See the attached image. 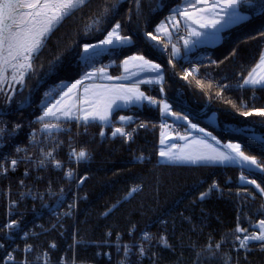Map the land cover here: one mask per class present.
<instances>
[{"label": "trees", "instance_id": "obj_1", "mask_svg": "<svg viewBox=\"0 0 264 264\" xmlns=\"http://www.w3.org/2000/svg\"><path fill=\"white\" fill-rule=\"evenodd\" d=\"M182 1L139 0L138 4L137 0H88L55 28L35 56L22 94L13 99L9 108L24 104L26 98L35 107L4 118L0 128L7 130V135L3 140L25 146L26 132L41 125L37 117L42 108H35L48 87L61 85V91L80 80L85 69L101 63L111 62L113 73L118 72L124 58L138 55L159 61L164 74L163 90L175 112L186 111L187 120L221 142L239 144L241 152L255 158L260 167L242 170L235 165L161 162V113L157 108L148 109L145 102L137 116L146 128L137 130L133 140L101 141L96 134L101 124L86 123L89 128L80 141L90 158L85 166H79V176L87 178L77 192L74 219L61 212L55 217L40 206V217L35 219L31 203H23L28 238L16 243L18 263L14 264H25L22 259L27 264H37L35 255L43 252L55 261L68 254L76 264H117L123 244L132 248L135 245L124 264H264V244L253 240L241 248L237 237L243 239L245 233L235 231L239 226L253 235L264 220V116L255 114L264 110V87L244 85L264 48V0L240 4L238 10L246 18L221 32L216 44L196 46L184 56L173 58L158 52L149 34L168 45L156 28ZM117 23L121 25L120 35L130 37L131 45L112 48L91 62L80 60L82 47L102 40ZM165 48L170 52L169 46ZM192 65L199 71L194 80L183 74V69ZM151 91L156 100H161L158 87ZM125 112L126 109L114 111L109 124H116L115 119ZM245 112L253 114L246 116L242 114ZM165 118L183 128L187 125ZM66 144H38L36 150H30L37 156L42 149L58 151L64 158ZM241 176L246 180L241 181ZM17 177H21V168L11 178L12 187ZM249 180L256 183L249 184ZM67 182L62 172L53 170L43 172L41 181L25 179L40 192L58 191ZM133 188L138 192H132ZM65 210L63 204L58 211ZM4 218L5 212L0 209V242ZM36 221L41 223V229H34ZM30 229L36 236H29L33 233ZM145 234L148 239H144ZM73 238L77 243L74 252L69 249ZM117 244L122 246L118 248ZM27 247L31 254H25ZM3 250L0 249V264Z\"/></svg>", "mask_w": 264, "mask_h": 264}, {"label": "rangeland", "instance_id": "obj_2", "mask_svg": "<svg viewBox=\"0 0 264 264\" xmlns=\"http://www.w3.org/2000/svg\"><path fill=\"white\" fill-rule=\"evenodd\" d=\"M245 1L246 0H240V2L236 5V7L233 9H229L227 13L221 12L220 9L217 8V9H215V12L218 13V15H216V16H213L212 13L204 14L209 19L219 20V23H217L215 27L209 26V27L201 28V27H199V24H192L191 21H186L184 19L185 25L188 27L189 33L192 30H195L197 33H199V35H189V36L183 37L184 44H185V41H188V40L193 41L194 44H196V45L199 44V46L216 44L220 40L221 32H223L224 30H226L227 28H229L233 25L238 24L239 22L243 21L246 18V15H244L241 11L238 10L239 5ZM189 2L195 3L196 0H183L182 3L180 5H178L174 10L186 9L187 4ZM212 2H213V0H208L209 4H211ZM198 7H204V5L200 4V5H198ZM174 10L172 11V14H170L165 20L160 22V25L161 24L163 25V23H166V21L169 18H175L176 15L179 14L178 11L175 12ZM200 15H201L200 13H197L196 18L199 19ZM158 26H157V28H158ZM159 28H161V26H159ZM112 29L109 32H111ZM180 29H182V28H180ZM160 31L165 33L166 35H168V33L166 32L164 27H162ZM108 33H106L105 37L102 40H100L96 43H90V44L84 45L82 47L80 60L91 62L92 60L99 59L100 58L99 56L108 53V51L111 50L112 48H118V47H109V48H106L105 50L104 49L102 50L103 45H101V41L108 38ZM118 34L120 37H122L119 33V30H118ZM126 37H128V36H126ZM172 38H173L172 40L175 42L180 40V39L175 37V33L173 34ZM112 39L115 43V41H116L115 37H112ZM128 39H129L130 45H131L132 40L130 37H128ZM163 39H165V38H163ZM157 40H159V39L158 38L154 39V43ZM159 41L161 42V40H159ZM99 44L101 47L97 50H91L93 47H89V50L87 52H85V50H84L86 46L99 45ZM161 44L163 45L164 48L169 46L168 50L171 51V46L169 43H168V45H165L164 43L161 42ZM119 47H125V46H119ZM174 49H175V52L178 51L177 43H175ZM165 50H166V48H165ZM92 52H94V53H92ZM87 53H92V54L88 56V55H86ZM187 53L188 52L182 51L180 54V57L184 56ZM262 53H264V48H263L261 54ZM37 54H35L33 59L31 60L32 67L25 72V74L23 76V83L22 84L17 83L15 80H12V75L14 72L13 69L9 68L7 70V72L5 73V75L8 77V80L3 85L2 90H0V103H1L0 104V125L4 122V118L6 116H8L9 114H11V117H12L15 114H18V113L20 114L21 112H24V110L29 109L31 106H33V108L35 107L33 104H29V103L27 104V102H29L28 98H26V101L24 102V104L19 103L20 105L18 104L14 107L11 106V108H9L10 107L9 104L13 101V99L17 95L22 94V91L24 90V86H25L24 80H25L27 74L32 72V69L34 67V63H33L34 58ZM166 54H170V52H168L166 50ZM261 54H260V56H261ZM132 56H138V55H132ZM128 57H131V56H128ZM128 57H126V58H128ZM126 58H124V59H126ZM124 59L122 61H124ZM259 61H260V57H259L257 63H259ZM21 62H24V61H21ZM155 62L158 63L159 61H155ZM13 63H16V62L13 61ZM257 63L255 64V66L257 65ZM94 68L95 69L106 68V69H110L111 73L113 72V65L111 62L105 63V64L101 63L100 65L97 64L95 66H90L87 69H85L84 72H87V71L92 70ZM193 70H195V71H193ZM15 73L17 75V78L19 79V70H15ZM183 74L188 79L194 80L195 77L199 74V71H198L196 66L192 65L190 67L184 68ZM261 75H264V71L258 70L257 71V78ZM246 78H248V75ZM163 80H164V74H163ZM163 80L160 84H157V85L143 86L144 88H142V92L144 93V95L148 96L154 100H156V98L152 94L151 89L154 87H158V89L160 91L159 96H160L161 100H159V101L156 100L158 102L156 104L147 103V106H148L147 108L150 110H153L155 108L160 110V108H161V112L164 116H167V117L172 118L174 120H180L181 122H184L187 125L185 126V128H183L181 126L183 133L179 138H177L175 140V139H173L172 132L169 129H167V125H166V122H164V119L160 118L158 121V128H159V132H160V146H161L160 152H161V150L169 151V149H171L172 153L196 155V154H200V153L209 152L211 149H215L216 151H219V152L229 153L230 155H232L234 157V160L231 162H225L223 164H221V163H210V162H198L195 164L235 165V166L241 167L242 170H244V169L251 170V169L256 168V166L252 165L250 162L242 161L236 152L232 151L231 149L224 147L225 145H228V144H237V143L221 142L215 136L208 133L204 129L200 128L197 124H194L193 122L187 120L186 116L188 115V113L186 111L184 112L185 114L175 112L172 109L171 104L167 100V97H166L165 92L163 90ZM77 81H80V80H77ZM77 81L66 85L61 91L58 90V87H61V85H58L57 87H53V88L50 86V87H48V89L46 91L43 92L42 95L40 94L41 97L38 98V100H39L38 101V107L35 108V110H38V108H42V113L37 117V119L40 116H43L45 111H47L48 109H53V111H56V108L53 107L54 105L58 108H61V111H56V116L46 117L45 120L43 122H41L39 129L32 130V131L28 130L29 132L28 131L26 132V139L23 142V144L25 146L20 145L21 149H20V151H18L20 155L17 156V155H15L16 153H14V152L12 154V158H15L17 163H18V159L16 157L23 158L22 161H24V162H23L22 166L27 168V169L33 170V175H35L37 180L39 179L40 176L42 177V173L45 172L46 169L51 170V168L49 167V165L47 166V164L41 163V161L36 163V164H30L28 160H36V158H32V157L30 158V155L27 154V153H29L30 149L31 150L36 149L35 146H37L38 144L39 145H42V144L49 145L50 143L53 145L61 144V140L69 143V146H72L73 143H76L75 139L78 136H79V138H81V136L84 135L86 130L89 128L86 126H79L78 124H76L74 122L78 116L83 117L85 114H87L89 112L105 111L106 105L109 102H112V106L113 105L116 106V105H121V104H129L130 105L131 103H135L136 101H138L135 99H132L131 101H129L127 99V96L129 94L126 93L125 91H122V89L132 88V86L111 87L113 91L101 90L99 92H95V91L92 92L91 90H89L86 93L84 91L85 88L89 89V88L101 86V85L96 84L95 82H91L90 84L85 85V87H83V88L81 87L82 89L79 88L80 87V84H79L77 86V88L73 89V91L69 94V96H65V93H68L69 88H71V86L73 84H76ZM256 86L262 87L260 85H256ZM256 86L251 85L250 87H256ZM136 88H138V87H136ZM57 91H59L57 96L52 98L51 95H53ZM97 94H99V95H97ZM121 97H124V98H121ZM85 100L88 102L85 103L84 102ZM58 101L60 102L59 104H58ZM22 105L26 106V107H23V109H20ZM165 105L168 106L167 111H164ZM67 106H72L71 107V115H72L71 119L66 118L63 114V111ZM137 106L138 105L128 106L126 108L125 114H123L121 116L129 117L131 114L130 111L133 110ZM149 106H151V107H149ZM207 108H208V106L205 107L204 109L206 110ZM80 109H83V111H80ZM117 110H120V109H117ZM117 110H115V111H117ZM57 117H59V119H57ZM120 117L115 119L116 124L110 125L109 124L110 121H109L107 124H101L100 127L96 129V134H97L99 140H101V141H103L105 139L110 140L109 135L113 131L112 130L113 127L114 128H122V126L127 125L128 121L127 122H121L119 119ZM89 119H91V118H89ZM67 121H69V122H67ZM45 123L58 125V127L51 128L50 130H47L46 133H44L43 128H44ZM140 123L142 124V122H140ZM108 126H111V128H109ZM131 126L134 128L136 125H131ZM6 131L7 130L0 128V154H1L0 155L1 156L0 157V206H2L1 207L2 209L8 208L5 206H9L10 205L9 201L11 199L15 198L17 195L16 190L15 191L10 190L12 187V185L10 184L11 183L10 174L12 171H9V168H7L5 171L3 166H2L5 162V154L7 153V150H5V149L6 148L12 149L15 146H17L15 144L10 145L9 142L7 143L5 140H3V137L5 135H7ZM14 131L17 132V130H14ZM101 132L104 133L103 136L101 135ZM74 137H75V139H74ZM181 137H183V139H181ZM116 139H123V138L116 137ZM161 140L164 141L163 144L161 143ZM205 145H209L210 148L205 147ZM80 146L82 147L81 141H80ZM27 148H29V149H27ZM82 148L86 149L88 151L87 148H84V147H82ZM240 151H241V146H240ZM42 152H43V149H42ZM88 153H89V151H88ZM88 157L89 156H87L86 159L82 160V161H84L83 166H85L87 164V162L89 160ZM41 158H42V156L37 158V159H41ZM160 159H161V162H164V163L193 164L190 162H169L166 158H162V157ZM80 161L81 160H78L79 163H81ZM246 174H247L246 172H242L243 176H246ZM83 179L84 178H79V180L76 183V186H78V187L76 188V186H75L74 190L69 189L66 192L62 193L61 198L62 197L65 198L67 195L70 196V194H72V192L77 193L78 188L82 185ZM38 181H40V180H38ZM8 195H9V198H8ZM76 197H77V195H75V197L74 196L72 197L73 202L75 201ZM13 206H14V203H13L12 207ZM69 208H70V210L72 209L70 211V215H71L74 213V205L72 208L71 207H69ZM9 224L10 223H8V225ZM1 225L4 226L5 221H3L1 223ZM8 230H9V228H8ZM2 231H5V228L4 229L2 228ZM258 233H259V227L257 228V232L254 233L253 235L258 234ZM73 245H74V243L72 244V249L74 248ZM9 256L10 255H8L7 258L5 259L6 262H8V261L11 262V259H9ZM121 256L123 257V254H121ZM61 264H74V263L71 262L70 260L66 259Z\"/></svg>", "mask_w": 264, "mask_h": 264}, {"label": "snow or ice", "instance_id": "obj_3", "mask_svg": "<svg viewBox=\"0 0 264 264\" xmlns=\"http://www.w3.org/2000/svg\"><path fill=\"white\" fill-rule=\"evenodd\" d=\"M88 0H31V2L27 4L19 3V0H3L0 2V90H2L3 85L7 82L8 77L5 75L9 68L13 69L12 80H15L17 83H23V76L25 72L32 67L31 60L34 55L37 54L40 49L44 46L45 41L48 39L50 34L55 30V28L60 25L67 17L71 16L76 10L82 8ZM240 2V0H213L211 4L208 3V0H196L195 3L189 2L187 4V8L184 10H174L179 11V14L186 21H191L192 24H199V27H215L219 20L217 19H209L206 15L207 13H212L213 16L218 15L215 12V9L219 8L221 12L227 13L229 9H233ZM139 4V0H137ZM203 4L204 7H198V5ZM27 8L30 11L28 12H19V8ZM187 9H192L193 11H188ZM197 13H200V18L197 19ZM172 18H169L171 22ZM121 25L117 23L111 32L108 33V38L101 41V45H111L114 43L112 37H115L116 41L120 43H129L128 37H120L118 34V30ZM163 25L161 26V28ZM161 28H158L159 32ZM152 39H156V36H152L149 34ZM189 35H199L195 30H192ZM188 41H185L187 45ZM89 47H98V45H91L85 47V52L89 50ZM173 55H175V49L173 51ZM15 61L16 63H13ZM24 61V62H21ZM129 61H140L141 63L136 64L135 67L141 68L142 70L154 71L159 73L160 66L158 64H152L149 60H146L144 56H133L130 57L129 60L124 61V64L127 65ZM15 70H19V79L15 73ZM127 70V69H126ZM264 71V53L260 56V61L257 65L249 72L248 78L244 80V85H260L264 87V75H261L257 78V71ZM101 72L103 69L100 70ZM195 71V70H193ZM89 76L91 74H88ZM87 78V77H86ZM112 79V77H108ZM125 77H116V79H124ZM162 78V77H161ZM142 83H153L154 81H141ZM159 82V80L155 81ZM83 81H77L76 84H73L71 88H69L68 93H65V96H69V94L73 91V89L77 88L79 84H82ZM199 83V81H198ZM84 91L87 93L89 91L88 88H85ZM129 95L127 99L131 101L135 100H147L150 104L158 103L156 100L145 96L143 92H140L138 88L133 86L129 89H122ZM99 95V94H97ZM124 98V97H121ZM87 103L88 101H84ZM60 102L58 101V104ZM56 108V111H61V108L53 106ZM71 107L67 106L63 114L66 118L71 119ZM168 106H164V111H167ZM112 109V102H109L106 105V109L103 112H89L85 114L82 118L85 123L88 122L89 118L95 120L99 119L101 121H108L109 112ZM56 111L53 109H48L45 111L43 116H40L38 120L43 122L46 117L56 116ZM83 111V109H80ZM243 115H252L251 112L242 113ZM256 115L264 116V110H258L255 112ZM81 117H77L79 120ZM59 119V117H57ZM131 117H120L121 122L130 121ZM58 127V125L53 124H44V130H50L51 128ZM140 127H144L143 124ZM194 127V126H193ZM119 134L126 138L131 137L130 132H125L123 128H116L113 135ZM103 136L104 133L101 132ZM183 139V137H181ZM163 144L164 141L161 140ZM203 143V142H202ZM205 147L210 148L209 145H205ZM225 148L231 149L236 152L240 159L244 162H250L252 165H255L257 168L260 167L257 160L255 158L249 157L240 151V146L238 144H228L224 146ZM20 151V149H17ZM52 154L49 152L47 156H51ZM77 160H83L87 158V153L83 150L79 152L73 151L71 153ZM160 156L162 158H166L169 162H190V163H198V162H210V163H225L231 162L234 160V157L229 153L219 152L215 149H211L209 152L200 153L196 155L192 154H177L172 153L171 149L169 151L161 150ZM142 159V158H141ZM12 166L14 167L17 163L16 160L11 161ZM43 163V161H41ZM56 166L59 167V162L56 163ZM67 176L71 177L72 173L69 171ZM246 178L241 176V181H245ZM249 184H255L254 180L246 181ZM215 187V185H213ZM259 189L260 186L256 185ZM137 188H133L131 191H137ZM261 193L264 194V189H261ZM131 194V193H129ZM204 194H202L203 198ZM15 226V222L7 225L8 228H12ZM259 233L255 235H248L246 229H242L237 226L235 229L236 232H244L245 235L243 239L237 237L240 243V247L244 248L247 246L248 241H260L264 244V220H261L259 223ZM148 235L145 234L144 239H148ZM165 246L166 242H165ZM54 247V245H53ZM219 247V245L217 246ZM9 259H12L9 256Z\"/></svg>", "mask_w": 264, "mask_h": 264}, {"label": "built area", "instance_id": "obj_4", "mask_svg": "<svg viewBox=\"0 0 264 264\" xmlns=\"http://www.w3.org/2000/svg\"><path fill=\"white\" fill-rule=\"evenodd\" d=\"M183 36H184V30L183 29L179 28L175 31V37L176 38L181 39ZM154 47L156 48V50L158 52L162 53L163 55H167L165 48L163 47V45L161 44V42L159 40H157L154 43ZM149 107H151V106H149ZM139 110H140V106H137L133 110H131L130 111L131 114L129 116V117H131V120L128 121L127 125L122 126V128L125 132L131 133L130 138H126V137L121 136L119 134L113 135V132H115V129H116L113 127L112 128L113 131L110 133L109 139L114 140V139H116V137H119V138H125L128 140H133L137 130L146 128V125L143 123L142 124L144 125V127H140L141 123L139 122V119L137 116V114L139 113ZM160 118L164 119V122H166L167 129H169L173 134V139L176 140L177 138H179L182 135V133H183L182 127L179 123L170 121L167 118L163 117L162 115ZM74 122L76 124H78L79 126H86L87 127L86 123L82 122L80 119L79 120L75 119ZM131 125H136V126L133 128ZM108 127L111 128V126H108ZM43 132L46 133L44 128H43ZM74 139H75V137H74ZM80 140H81V138H79V136H78L75 139L76 143H73L72 146H69V143L66 142L67 144L65 146L64 158L59 156L58 151L55 152L52 150L43 151V152L40 151L39 156L34 154L31 150L29 151V153L26 152L28 155H30V158L31 157L36 158V160H28L30 164H36V163L43 160V163L47 164V166L49 165L51 170H53L54 172H58V173L62 172L64 177L67 178V181H68L67 185L65 187L61 186L60 189L58 191H55V192L51 191L50 189H48L47 191L40 192V191L35 190L34 188L30 187V185L28 183H24L25 179L28 177H32V179L36 182L38 180L41 181L42 177L40 176L39 179L37 180L35 175H33V170H30V169L23 167L22 165H23L24 161H22L23 158H21V157L15 156L18 159V163L14 167L12 166L11 161L16 160L15 158H12V154L14 152V153H16L15 155L19 156L20 154L17 151V149H21L20 146L17 145L12 149L10 148V150L5 154V162L2 165L4 170L6 171V169L9 168V171H12L10 174V177L12 178V175L15 174V172L18 171L19 168H21V177L15 178L16 179L15 187L13 186L10 189L11 191L16 190V192H17L16 197L9 201L10 202L9 206H5L8 208H5V209L0 208L1 210H3L5 212V218L3 220V221H5V225L4 226L1 225L3 229L5 228V231H2V233H3V237H2L3 240L2 241L3 242H0V249L3 250V248H4V250H3V257L4 258L2 259L1 264L18 263V261L15 258V252L18 251V247H17L16 243L18 244V241L26 240L28 238L27 231H24V230H26L25 228H27L28 225L26 223L24 224V221L26 220V212H24L22 210L23 203H25V202L31 203V205H30L31 210L30 211L35 214V219L40 217L42 208L48 212H51V215H55V217L57 216V213L61 212V214H63L64 217H73L74 218L75 213H76L75 210H76L77 201L75 199V201L73 202L72 197L73 196L75 197V195H77V193L72 192V194H70L71 197L67 195L65 198L64 197L61 198V194L66 192L69 189L74 190V187L76 186V183L79 180V178H84L83 182L87 178L86 175L80 177L79 173H78L79 166L83 165L84 161L81 160L80 161L81 163H79L78 160L75 159V157L71 155V153L73 151L79 152V151L83 150L87 153V156H89L88 159L90 158V153H88V151L86 149H83L80 146ZM61 144H63L62 140H61ZM49 152L52 154L51 156H47V153H49ZM41 156H42L41 159H37ZM57 162H59V165H60L59 167L56 166ZM47 170H49V169H46V171ZM69 171H71V173H72L71 177L66 175ZM83 182H82V184H83ZM77 187L78 186H76V188ZM79 188H78V190H79ZM78 190H77V192H78ZM135 192H138V190ZM46 196L49 197V199L46 200ZM8 198H9V195H8ZM13 203H14V206L12 207ZM63 204H65L66 210L64 212L58 211L60 206H62ZM73 205H74V213L70 215V211L72 209L70 210L69 207L72 208ZM37 206H40L41 209H37ZM12 222H15V226L12 228H9V230H8L7 225H8V223H12ZM30 228H33V227L31 226ZM35 228L41 229V223L36 221V223L34 225V229ZM30 231H33V229H30ZM33 235L36 236L34 231L29 236H33ZM73 243H74V245H73L74 248L72 249ZM70 246L67 245V248L70 247L69 249H72V251L75 250L77 243H76V240L74 238H73V241L71 242ZM116 246H118V248H120L122 245L117 244ZM134 246H133V248H134ZM51 247L53 248L52 250H54L55 247H53V244L51 245ZM123 248H124V251L122 252L123 257L121 256V259L120 258L118 259L117 264H124V261L128 260L129 256L131 254H133V248L130 247L129 244L128 245L123 244ZM26 249H28V250H26L27 252H25V254L26 253H30V254L32 253L30 251V247H27ZM8 255L12 256L11 262L5 261V259L7 258ZM68 256L69 255L66 254L60 259V261H55L50 256V254L43 252L41 255L40 254L35 255V261L34 262H36L37 264H61L64 260L68 259L71 262H73L74 264H76L75 261L71 257L69 258ZM22 261H23V263L27 264V262H25L26 259H22ZM30 264H35V263H30Z\"/></svg>", "mask_w": 264, "mask_h": 264}, {"label": "crops", "instance_id": "obj_5", "mask_svg": "<svg viewBox=\"0 0 264 264\" xmlns=\"http://www.w3.org/2000/svg\"><path fill=\"white\" fill-rule=\"evenodd\" d=\"M181 10V9H180ZM188 11H191L192 9H187ZM193 11V10H192ZM176 12V11H175ZM179 13V11H178ZM163 27L165 28L166 32L168 33V35H166L165 33L161 32V31H157V34H159L160 36H162L163 38H165V40L170 44L171 46V51L170 54L173 58H178L180 57V54L182 51L185 52H189L191 50H193L196 46H199L194 44L193 41L188 40L187 45L184 44L183 42V37L185 36H189V30L188 27L185 25V20L180 16V14H177L175 18L170 20L168 19L166 21V23H163ZM159 26H162V24ZM158 26V28H159ZM157 28V29H158ZM178 28H182L184 29V36L177 42L173 41L172 36L175 32L176 29ZM175 43H177L178 45V51L175 52L176 55H173V51H174V46ZM130 45L129 43H120L118 41H115V43L111 44V45H103L102 50L109 48V47H119V46H128ZM101 46L100 44L98 45V47H93L91 50H97L99 49ZM94 53V52H92ZM92 53H87L86 55H91ZM133 57V56H131ZM130 57L124 59V61L129 60ZM124 61H122V63L120 64L119 70L118 72L115 73H111L110 69H106V68H99V69H92L89 70L87 72H85L82 76V78L80 79V81L82 80L83 83L80 84L79 88H83L85 87V85L90 84L91 82H95L98 85V87H94V88H89V90H91L92 92H99L101 90H106V91H113L111 87H123V86H135L139 88V91L142 92V88H144L143 86H147V85H157L160 84L163 80V73H162V67L160 65V63H157L155 61H151L152 64H158L160 66V71L159 73L154 72V71H147V70H142L141 68L135 67L136 64L141 63L140 61H129V63L127 65L124 64ZM103 69V71L101 72L100 70ZM127 69V70H126ZM88 74H91L90 76ZM87 77V78H86ZM108 77H112V79H109ZM116 77H125L124 79H116ZM162 77V78H161ZM148 80H152L154 81L153 83H142L141 81H148ZM159 80V82H155ZM247 86H251V85H247ZM258 87V86H256ZM81 88V89H82ZM149 103L147 100H138L135 103H131L129 104H121V105H116V106H112L111 111L109 112V119L108 121H101L99 119H89L87 123H91V122H98L100 124H107L110 121L111 115L112 113L117 110V109H126L128 106H132V105H138L140 106L142 103ZM103 112V111H101ZM160 113L163 117H167L164 116L161 112V108H160ZM80 117V116H78ZM120 119V118H119ZM80 120L82 122H84L83 118L81 117ZM69 122V121H67ZM85 123V122H84Z\"/></svg>", "mask_w": 264, "mask_h": 264}, {"label": "bare ground", "instance_id": "obj_6", "mask_svg": "<svg viewBox=\"0 0 264 264\" xmlns=\"http://www.w3.org/2000/svg\"><path fill=\"white\" fill-rule=\"evenodd\" d=\"M29 2H31V0H20L19 1V3H21V4H27ZM18 11L19 12H25L26 13V12H28L30 10L25 7V8H19Z\"/></svg>", "mask_w": 264, "mask_h": 264}, {"label": "water", "instance_id": "obj_7", "mask_svg": "<svg viewBox=\"0 0 264 264\" xmlns=\"http://www.w3.org/2000/svg\"><path fill=\"white\" fill-rule=\"evenodd\" d=\"M20 1V0H19ZM0 2H3V0H0ZM27 104H28V102H27ZM23 107H26V106H21V108L20 109H23Z\"/></svg>", "mask_w": 264, "mask_h": 264}]
</instances>
